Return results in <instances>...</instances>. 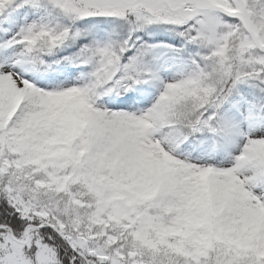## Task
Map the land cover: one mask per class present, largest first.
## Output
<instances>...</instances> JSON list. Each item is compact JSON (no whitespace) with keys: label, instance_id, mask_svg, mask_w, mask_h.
<instances>
[{"label":"snow or ice","instance_id":"1","mask_svg":"<svg viewBox=\"0 0 264 264\" xmlns=\"http://www.w3.org/2000/svg\"><path fill=\"white\" fill-rule=\"evenodd\" d=\"M0 264H264V0H0Z\"/></svg>","mask_w":264,"mask_h":264}]
</instances>
